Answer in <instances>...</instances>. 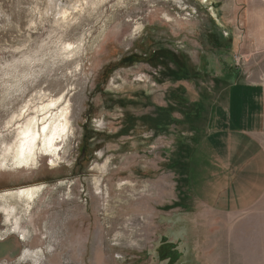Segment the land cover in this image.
I'll return each instance as SVG.
<instances>
[{"label":"rangeland","instance_id":"1","mask_svg":"<svg viewBox=\"0 0 264 264\" xmlns=\"http://www.w3.org/2000/svg\"><path fill=\"white\" fill-rule=\"evenodd\" d=\"M237 82L264 98V0H0V195L44 187L29 212L0 197V264H264V194L231 202L264 159V130L258 160L226 143L233 109L264 118ZM58 99L57 166L12 172Z\"/></svg>","mask_w":264,"mask_h":264},{"label":"bare ground","instance_id":"2","mask_svg":"<svg viewBox=\"0 0 264 264\" xmlns=\"http://www.w3.org/2000/svg\"><path fill=\"white\" fill-rule=\"evenodd\" d=\"M41 112L45 115L42 120L39 116H31L25 125L19 129L18 147L15 156L16 166L12 172L29 171L32 166H36L41 161L48 159L50 160L49 165L51 167L57 166L56 161L61 157L63 148L66 145V136L70 128V120L68 119L70 114L69 106L60 108L59 99L52 100L49 104L41 107ZM0 167L8 170L6 161H1ZM43 188V186L39 185L24 187L14 191L4 192L0 197L1 199H7V201H22L26 206L25 211L29 212L35 200L42 193ZM7 206L10 209L6 210V221L10 224L14 218L16 221L14 224L20 223L15 219L17 212L16 206L13 203ZM24 238L23 236L22 240ZM39 253L35 254L33 252V259Z\"/></svg>","mask_w":264,"mask_h":264},{"label":"crops","instance_id":"3","mask_svg":"<svg viewBox=\"0 0 264 264\" xmlns=\"http://www.w3.org/2000/svg\"><path fill=\"white\" fill-rule=\"evenodd\" d=\"M231 88L232 93L233 91L236 93V90L239 88L240 90L238 91L241 93L248 92L253 94L251 97L244 98L243 104H246L244 103V100L246 99L248 104L253 106L260 107L264 105L263 96H256V94H260L257 86H253L247 82H237L234 83V86ZM229 100L231 101V104L236 105L238 98L234 96L229 98ZM255 108L257 107H254L250 110H241L239 112L233 109V112H230L226 119L224 118L222 125L225 127L223 134L227 136L226 143L229 147H231L233 150L238 147H243L249 153L250 150L248 149L253 147L254 149L252 151L254 153V160H258L261 157V154L259 153L256 155L258 152H254L260 148L259 144L255 141V137L261 134L264 130V118L261 112H257L258 109L256 110ZM217 129L219 131V127ZM259 161L260 165L262 166V170L259 171L257 181H253L249 184L250 190L247 193H243L241 196L238 195L232 197V207L239 206L246 208L258 201V199H260L264 194V159H260ZM251 193L252 195H250Z\"/></svg>","mask_w":264,"mask_h":264},{"label":"flooded vegetation","instance_id":"4","mask_svg":"<svg viewBox=\"0 0 264 264\" xmlns=\"http://www.w3.org/2000/svg\"><path fill=\"white\" fill-rule=\"evenodd\" d=\"M5 215H6V212H5ZM5 220H6V218H5ZM6 224H9L8 222H6ZM10 225V224H9ZM11 226V225H10ZM17 229V232H18V234H19V232H21V230H20V228L18 227V228H16ZM6 229H4L2 232H4ZM6 232V231H5ZM15 231H12L11 233H9V234H15L14 233ZM21 240H22V238H21ZM22 241H24V239L22 240ZM42 253V252H41Z\"/></svg>","mask_w":264,"mask_h":264}]
</instances>
